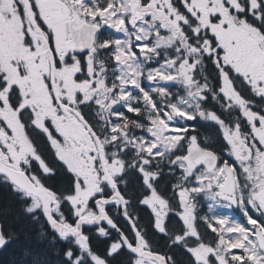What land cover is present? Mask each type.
I'll use <instances>...</instances> for the list:
<instances>
[{
  "label": "flooded vegetation",
  "instance_id": "1",
  "mask_svg": "<svg viewBox=\"0 0 264 264\" xmlns=\"http://www.w3.org/2000/svg\"><path fill=\"white\" fill-rule=\"evenodd\" d=\"M128 3L134 5L135 0H128ZM157 3L160 8L155 7ZM183 3L186 11H181L180 6L173 4L172 0H150L146 7L152 12V16L147 19L155 18L157 29L170 30L171 34H174L175 42L172 47L158 49L161 54L159 56L154 55L150 49H142L150 59L137 56V61L135 60L139 65L142 63V67L152 68L169 61L163 56L164 53L169 58H175L174 81L169 88L172 93L167 94L166 102V97L162 98L163 103L154 96H141L134 102L126 103L116 97L117 90L107 92V86L102 83V76L80 81H76L74 77L81 71V53L87 61L86 74L96 71L94 65L101 58L98 54L100 29H106L105 39L115 38L119 43L129 40L130 37L116 31V27L129 28L131 32L136 33L131 37L134 41L145 35L148 23L144 19H141L135 28H130L122 18L124 13L114 19V14L119 8L109 0L105 7L95 6L92 0L86 1L84 6L75 0H20L22 9L16 0H0V73H3L7 80L5 88L0 90V98L7 100L8 90L16 84L24 97L21 103H28L33 107L36 113L35 122L42 126L44 116L57 111V105L51 102L53 96L57 97L58 103L65 97L74 101L77 90H83L86 96H92L95 91L92 80L95 79L97 85L105 89L107 103L116 101L131 113H103L105 117L122 116L114 121V125L118 124L119 128L108 134L107 139L111 140L113 135H118L116 146L129 148L124 157L129 160L133 158L135 144H138L140 137L149 127L143 119L137 121L142 124V129H137L136 123H133L138 109L142 118L150 114L156 119L159 112V118L167 127L168 116H173L171 130L176 133L188 127L185 120L189 113L196 112V102L200 103L206 117L209 110L215 111L230 126L232 147L240 154L243 167L247 171L236 173L231 170V164H222L218 170L208 173L209 179L205 183L212 184L218 177L220 186L212 184L214 199H205L207 189L192 193L194 213L185 214V219L196 231H189L188 243L192 245L191 251L200 260V264H264V225L256 217L245 212V209L251 206L248 201L254 203L257 210L264 208V149L257 151L259 141H264V124H252L249 130V124L239 112L243 98L232 87L235 83L245 96L249 95V87L256 91L264 89V0H183ZM112 11L113 16L107 15ZM143 12V8L136 7L128 13V17L130 20L136 19L137 14ZM169 35V32H164L165 38ZM120 47L124 48L125 45L121 43ZM161 56L164 57L163 61ZM109 64L112 66L110 61ZM189 72L193 73V79L199 81L192 86L193 91L201 85H207L204 90L207 99L200 100L199 97L187 95L188 88L183 81ZM107 75L114 83L111 71ZM217 78L230 99L236 101L233 107L227 110L222 107L226 101L216 87ZM139 88L145 93L150 90L147 82H143ZM182 99L191 103L192 107L189 108L188 103H181ZM64 108L67 118L63 124L58 123V128L74 143L70 153L61 149V155L68 158L73 168L87 180L73 197L78 208L83 210V215L77 217V222L83 216L101 215L102 218L110 217L119 229L123 227L121 230L127 232L129 223H126V220L130 221V218L134 221L138 209L134 205L125 206V211L129 214V218H125L122 214L121 199L116 195L115 189L111 197L97 195L106 176H113L111 183H119L114 178L115 166L108 165L102 159L100 167L94 168L90 161L81 162L76 158L75 153L92 147L97 148V155H100L103 141L97 144L96 138L90 135V130L84 122L71 115L75 110L69 109L67 105ZM0 113L14 128L12 136L0 131V141L7 144L6 148L0 144V148H3L0 151V160L5 166L25 175L28 165L24 163L23 157L28 151L29 142L24 135L23 126L17 119V113L7 103L0 109ZM248 115L255 121L256 117L252 113ZM158 122L159 119L156 120V123ZM201 122L206 125L207 131L204 134L210 138L207 147L215 152L220 148L218 141L223 136L222 128L207 119ZM237 123L238 129L235 127ZM32 135L35 136L36 133ZM125 135L128 137L127 141L124 139ZM180 150L182 149H178ZM168 159L158 166L165 173L169 171ZM208 162L211 163V160L208 159ZM100 168L104 171L101 172ZM127 175L130 184H135L136 174L129 172ZM229 175L233 179L232 183H227ZM28 176H31V172ZM0 177L9 183L13 192L20 195L23 203L28 202L24 211L29 214L26 209L32 201L24 198L26 191L11 183L5 175L0 174ZM31 182L41 187L34 181ZM124 191L131 192L132 189L126 188ZM92 196H95L97 201L95 208L87 204ZM60 198L57 196V200ZM108 203L112 204L111 209L106 207ZM209 205H212L211 211ZM64 212L69 213L67 206L64 207ZM260 215L264 219V211H261ZM117 220L122 226H118ZM140 223L143 224L144 221L141 220ZM93 226H96L98 232L100 229L115 232L105 222L83 225L82 231ZM179 227L178 225L177 230Z\"/></svg>",
  "mask_w": 264,
  "mask_h": 264
},
{
  "label": "snow or ice",
  "instance_id": "2",
  "mask_svg": "<svg viewBox=\"0 0 264 264\" xmlns=\"http://www.w3.org/2000/svg\"><path fill=\"white\" fill-rule=\"evenodd\" d=\"M113 2L119 8V11L114 14V19L124 13L122 18L126 24L130 25V28H135L141 19L148 23V28L145 29V35L142 38H136L133 41L131 37L136 35L135 32H131L129 28L123 26L116 27V31H123L125 36L130 37L129 40H122L119 43L115 38L105 39L106 29H100L101 39L98 44V54L101 58L94 65L96 71L90 74H86L87 61L84 54H80L81 71L76 73L74 79L80 81L85 78L102 76V83L107 86V92L117 90L107 74L110 71L122 72L119 59L121 53L127 56L126 63L130 67L131 61L137 56L150 59L147 52L142 49H150L154 55L159 56L161 54L158 49L172 47L175 42L174 34H171L170 30L157 29L155 18L147 19L152 16V12L146 7L150 4V0H135L134 5L128 3V0H113ZM16 3L22 9L20 0H16ZM92 3L97 7H105L108 0H92ZM172 3L179 5L181 11H186L183 0H172ZM136 7L143 8L144 12L143 14L138 13L136 19L130 20L128 13L134 11ZM155 7L160 8V4L157 3ZM113 27L115 26L113 25ZM165 31L170 33L168 38L164 36ZM121 43L125 45L124 48L120 47ZM163 58L161 56L162 61ZM171 62L174 64L175 58H171ZM57 66L59 67V60H57ZM138 67L142 66L138 65ZM116 79H122V76L118 75ZM183 83L188 88V96L199 97L200 100L207 99L204 94L207 85H201L193 91L192 86L198 84L199 81L193 79L192 72L187 74ZM6 84L7 80L3 73H0V90H3ZM92 85L95 89L92 96H86L83 90H77L74 101L65 97L59 100V103L57 97L53 96L51 102L53 105H57V111L45 115L42 126H38L35 122L36 113L33 107L28 103H21L24 97L16 84H13L8 90L7 100L0 98V109H3L7 103L17 113V119L23 126L24 135L29 142L28 151L23 157L24 163L28 165L25 176L31 172L28 179L39 184L56 205L51 216L47 212L44 213L45 219L50 222V228L59 235L61 240L68 238L69 233L61 232L51 221L59 219L71 220L73 224L77 223V217L83 210L79 209L78 205L72 201L77 190L87 183L85 177L73 168L71 161L61 155V149L70 153L74 143L58 128V123L63 124L67 118L64 108L67 105L69 109L75 110L71 115L84 122L90 130V135L96 138L95 142L100 144L103 141L100 155H97V148L92 147L75 153L76 158L81 162L90 161L94 168L100 167L102 159L108 165L115 166L113 168L114 178L119 183H111L113 176H106L97 195L108 198L111 197L112 191L115 189L116 195L121 198L124 206L134 205L138 209L134 221L126 220V223H129L127 232L118 230L117 239L109 245L106 252L108 260L112 264H200V260L191 251L192 245L188 243L189 231H196V229L185 219V214L194 213L195 203L192 193L207 189L205 199H214L212 184L220 186L218 177L212 181V184L205 183V181L209 179L208 173L218 170L222 164H231V170L236 173L241 170L247 171L243 167L240 154L232 147L233 142L229 135L230 126L215 111L209 110L206 117L199 102H196V112L189 113L185 120L188 127L183 128L179 133L171 130L173 116H168L169 124L166 130H158L156 120L159 119L160 113L157 112L156 119H153L150 114H146L142 118L138 109L133 123H136L137 129H142V124L137 121L143 119L144 123L149 124V127L140 138V143L135 144L133 158L125 159L129 148L123 146L117 148L116 141L119 140V136L113 135L111 140L107 139L108 134L114 133L119 128L118 124L114 125V121L121 119L122 116L105 117L103 113L109 111L128 115L131 113L128 108L120 106L116 101L107 103L108 96L105 89L97 85L95 79L92 80ZM49 87L51 86L49 85ZM216 87L226 101L222 106L224 110L233 107L236 101L231 100L229 94L221 87L219 78L216 79ZM232 87L243 98L239 112L243 114L245 122L249 124V130H251L252 124L256 126L264 124V89L256 91L249 87V95L245 96L235 83ZM215 96L214 92L213 99ZM132 99L136 100L135 97ZM181 103L188 102L182 99ZM156 107L159 108V105ZM188 107L191 108L192 104L188 103ZM248 113H252L256 117L255 121L251 120ZM205 119L215 123L223 131L222 139L218 141L220 148L215 152L212 148L207 147L210 138L204 134L207 129L206 125L201 122ZM235 127L238 129L239 123ZM0 131L6 133L7 136H12L14 133L12 124L2 113H0ZM32 133H36V135L33 136ZM175 136L179 138L170 139ZM124 139L127 141V135L124 136ZM149 142H151V146H149ZM0 144H3V148L7 147L3 141H0ZM3 148H0V151ZM178 149L182 150L178 151ZM261 149H264V141H259L257 145V151ZM28 157L31 159L29 160ZM169 157L170 159H168ZM208 157L211 158V163L208 162ZM165 159H168L169 171L167 173L158 167ZM100 171L104 170L100 168ZM129 172L136 174L135 184H130L127 175ZM238 182L239 178L237 177ZM126 188L132 189V191L125 192ZM57 196L61 198L57 200ZM24 198L32 201L26 209L27 212L33 213L39 209L42 197L38 199L37 196L25 192ZM248 203L251 206L245 209L246 214L256 217L264 225V219L260 215L264 208L257 210L254 203L251 201ZM87 204L93 208L97 207L95 196H92ZM65 206L69 209L68 214L64 212ZM106 207L111 209L112 204L108 203ZM74 209L76 210L74 211ZM209 210H212V205H209ZM123 214L125 217L129 215L126 211ZM141 220L144 221L143 224L140 223ZM178 225L180 226L179 230H177ZM104 234L101 231V235ZM76 245L81 251H86L90 257L92 256L89 244H82L77 239ZM81 260L82 256L72 248H68L64 253L65 264H80Z\"/></svg>",
  "mask_w": 264,
  "mask_h": 264
},
{
  "label": "trees",
  "instance_id": "3",
  "mask_svg": "<svg viewBox=\"0 0 264 264\" xmlns=\"http://www.w3.org/2000/svg\"><path fill=\"white\" fill-rule=\"evenodd\" d=\"M18 195L0 177V222L8 238L0 252V264H65L64 253L68 248L82 256L80 264H112L106 252L117 239L115 232L108 231L101 235L96 226L85 228V243L90 245L92 253L90 257L88 252L77 247L75 238L61 240L50 229L41 210L27 214L24 207L28 202L23 203ZM65 221L73 224L71 220ZM117 224L122 226L119 220Z\"/></svg>",
  "mask_w": 264,
  "mask_h": 264
},
{
  "label": "rangeland",
  "instance_id": "4",
  "mask_svg": "<svg viewBox=\"0 0 264 264\" xmlns=\"http://www.w3.org/2000/svg\"><path fill=\"white\" fill-rule=\"evenodd\" d=\"M75 1L76 3H80L81 5L84 6V3L90 0H75ZM109 1H113V0H109ZM113 14L114 11L108 13L107 15L113 16ZM129 55H131V53H129ZM163 56L166 59H169V61L159 63L156 67H152V68L138 67L139 64L135 62L136 58L133 61H131L130 67H126L127 65L126 61L128 58L123 53H121L119 59L121 61L120 67L122 69V72L121 73L111 72L113 75L112 79L114 80L115 87L118 91V93H116V97L121 101H124L126 103L127 102L131 103L136 101L141 96H154L159 102L163 103L162 98H165L167 94L172 93V90L169 88L171 83L174 81V73H175V68H173L174 64H172L171 58H169L167 55H163ZM139 57L141 58V56ZM162 64L163 66H161ZM139 66H143L142 63H140ZM118 75H121L122 79H116ZM143 82H147L150 88L148 93H145L143 89L139 88V86ZM133 97H135L136 100H133L132 99ZM167 98L168 97H166L165 102ZM157 124H158L157 125L158 130H166L168 128L167 124L164 121H162V119L160 118ZM170 139L175 140L176 138L170 137ZM138 143H140V140L138 141ZM149 146H151V142H149ZM73 202L77 203L76 200ZM55 207H56L55 203L52 202V209H54ZM81 214L83 215L82 211L80 212V215ZM101 231L106 233L104 230L100 229V232ZM77 239H79L82 244L85 243L84 237L75 238V240ZM98 264H102V263H98Z\"/></svg>",
  "mask_w": 264,
  "mask_h": 264
},
{
  "label": "water",
  "instance_id": "5",
  "mask_svg": "<svg viewBox=\"0 0 264 264\" xmlns=\"http://www.w3.org/2000/svg\"><path fill=\"white\" fill-rule=\"evenodd\" d=\"M207 159H210L211 160L210 157H208ZM0 174H3L6 177H8V179L14 185H16L17 187L25 190L28 193L34 194L35 196L38 197V199L42 197V199H40V203L42 205L43 214L45 212H47L49 216L52 215V212H51V203H50V198H49L48 194L45 193L43 190L37 188L35 185H33L32 182L27 178V176H25L21 172L15 171V170L11 169L10 167L5 166L1 162V160H0ZM231 178H232L231 175H229L228 178H227V183H229V182L232 183L233 182V179H231ZM121 202H122V200H121ZM122 207H123V213H124L125 211H124V205H123V203H122ZM125 218H129V217H125ZM129 220L131 221L130 218H129ZM46 221H47V223L49 225L50 222L48 220H46ZM98 222H105L115 232H118V230H120L116 226V224L110 219V217L102 218L101 215L96 216V217H93V218H90V217H81L79 219V221L77 222L76 227H69V226H67V225L59 222L58 220L51 221V223L55 224L59 228V230L61 232L69 233L68 236H70V237L79 235L81 233V230H82V226L83 225H89V224H94V223H98ZM6 243H7V238L3 234L2 225H1V222H0V252L4 249ZM262 248H264V246H262Z\"/></svg>",
  "mask_w": 264,
  "mask_h": 264
},
{
  "label": "bare ground",
  "instance_id": "6",
  "mask_svg": "<svg viewBox=\"0 0 264 264\" xmlns=\"http://www.w3.org/2000/svg\"><path fill=\"white\" fill-rule=\"evenodd\" d=\"M178 229V228H177Z\"/></svg>",
  "mask_w": 264,
  "mask_h": 264
}]
</instances>
